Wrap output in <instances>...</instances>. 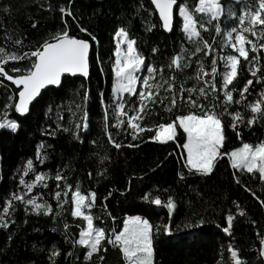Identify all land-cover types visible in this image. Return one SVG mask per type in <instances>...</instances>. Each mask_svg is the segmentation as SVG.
<instances>
[{"label": "trees", "instance_id": "1", "mask_svg": "<svg viewBox=\"0 0 264 264\" xmlns=\"http://www.w3.org/2000/svg\"><path fill=\"white\" fill-rule=\"evenodd\" d=\"M244 2L254 4L255 0ZM186 3L193 10L197 0H186ZM220 3L226 10L231 7L237 12L243 7L236 0H220ZM49 4L52 5V10L48 9ZM68 5L69 0H0V47L9 53L19 54L32 50L30 46L42 43L65 27L59 8ZM71 8L76 20L67 17L69 34L86 39L92 45L88 80L65 77L62 87L44 90L38 102L33 103L30 114L20 118L14 109L5 108V93L7 91L10 95L12 91L10 82L5 81L9 85L7 90L0 85V120L13 119L20 122V128L15 133L0 129V215H3L4 202L9 194L19 190L18 178L27 159L32 158L39 171L53 177L46 181L48 187L37 185L31 193L39 197V202L48 201L51 204V215L25 213L23 205L14 202L17 204L15 213L5 216V219L14 220L15 223L10 222L8 228H0V264H101L97 256L91 262L84 260L85 249L73 243L78 240L85 222L71 215L70 201L63 205V209L57 205L54 193L58 189L54 177L58 170L66 178V182L73 185V190L79 185L82 192L97 193L96 206L91 210L94 224L104 227L109 233L113 227L122 229L123 221L130 215H141L158 226L169 223L173 228V235L162 233L156 239V264H230V242L238 249L244 264H261L264 257L259 252L261 244L257 233L264 234V207L244 187L251 188L257 196L264 199V183L260 181L258 174L253 176L246 172L237 173L241 179V183L237 184L233 177L235 170L225 158L218 162L210 176H186L184 180H180L178 173L186 172V169H183L181 157L177 155L181 150L173 152L175 145L172 142L161 144L150 141L147 137L152 133H145L143 140H133L127 124L120 129L114 126L111 110L108 131L116 142L123 145L121 149L114 147L103 128L100 94L103 93L106 103L111 107L114 100L112 88L115 76L112 64L117 42L115 33L119 27H125L130 38L137 41L139 50L147 58L146 63H155L157 68L164 66L165 80L175 76L177 95L181 85L185 89L205 86L203 79H197L196 71L197 62L202 61L205 69L210 72L212 57L206 54L207 49L193 55L198 38H187L182 32L180 19L175 20L173 31L166 33L160 27L159 17L149 0H73ZM195 15L200 20L203 14ZM204 19L206 20V16ZM220 22L223 30L221 34L216 33L215 22L206 25L207 30L197 25L202 39L213 45L214 56L227 55L232 51L230 46H224V33L239 23L238 19L230 17H222ZM153 24L156 25L155 28L151 27ZM81 27L87 31H81ZM246 35L258 46L264 43V37L257 39L251 34ZM92 36L96 39L93 40ZM16 40H23V46L15 44ZM153 47L159 49L155 55L151 51ZM200 47H204L202 41ZM247 47L250 49L251 45ZM177 54L184 57L182 64L190 61V65L181 69L173 66L170 69L168 65ZM253 55L260 57L258 66L261 72L257 74L259 77L264 74V49H260L258 53L250 51L249 59ZM17 63L10 62V65ZM217 63L219 86L224 63L218 56ZM144 74L146 70L140 73ZM250 78L248 64L241 58L239 75L229 86L230 89H237L234 93L236 99H239V90ZM155 79L161 84L164 83L159 74ZM253 83L256 93L264 87V84H256L255 79ZM85 92L88 95L87 101L83 99ZM168 95L162 88L161 96ZM220 95L222 98V92ZM246 95L249 101L256 98L255 94ZM124 96L127 101L126 110L130 106L139 105L138 96ZM167 103L165 100L164 104ZM49 106L53 107V111L45 115ZM233 107L239 108L246 118L250 115V110L243 105ZM189 110L186 103L183 106L178 103L177 108L170 113L158 103L151 107L143 124L153 126L170 122L174 115L186 114ZM84 111L88 113L89 127L81 130L82 142L76 140L71 131L64 132L56 128L57 123H61L72 129L74 122L81 119ZM58 116L63 119L58 121ZM229 119L226 116L225 122ZM49 124L56 130L54 136L45 134ZM239 131L240 137L231 127L226 128L225 148L228 151L242 146V142L256 144L264 141V119H259L251 128L241 125ZM179 139L183 142L185 136L181 135ZM128 144H138L139 147H128ZM41 145L44 146L42 151L47 155L43 164L35 160L37 148ZM170 152L173 153L171 156ZM105 156L108 158L102 159ZM161 162L163 164L157 167ZM88 172L93 173L92 177L87 175ZM31 178V173L25 177ZM164 189L168 191L165 192ZM109 192L111 196L108 195ZM145 193H151L153 197L160 195L165 201L170 195L174 198L176 208L170 214L166 207L151 205L141 199ZM233 201L240 205L245 215L239 214ZM109 212L111 216L108 215ZM229 212L234 215L231 236L224 233L222 227H217L218 224L226 225L225 217ZM112 216L116 217L115 221ZM201 216L206 220L202 227H183L185 223ZM25 220L28 222L24 223ZM253 220L256 221L255 225ZM65 224L69 225L67 229ZM107 247L103 264H123L119 250L111 245ZM53 248L58 249L60 255L49 260Z\"/></svg>", "mask_w": 264, "mask_h": 264}, {"label": "snow or ice", "instance_id": "2", "mask_svg": "<svg viewBox=\"0 0 264 264\" xmlns=\"http://www.w3.org/2000/svg\"><path fill=\"white\" fill-rule=\"evenodd\" d=\"M238 4H242L239 12L234 11L231 7L225 9V6L220 3V0H197L193 10L187 6L186 0H151L154 5V11L158 12L160 27L165 31L171 32L175 26V20L182 21V32L189 40L198 38L197 47L193 52H202L207 49L206 54L211 56L210 72L205 69L202 61H198L196 77L198 80L203 79L205 86L198 89L193 87L185 89L180 86L179 95H177L175 76L165 80L163 76L164 66L159 68L155 63H146V57L139 50L137 41L130 38L129 32L125 27L121 26L115 33L117 38L114 49V63L112 71L114 72L115 82L112 91L115 98L112 101L111 107L106 103L103 93L100 94V102L103 109V128L107 133L108 140L116 149H121L123 145L116 142L112 138L111 132L108 131L111 116L115 120L114 126L117 129L124 127L131 129L133 140H143L145 133H152L147 137L148 140L168 144L172 142L175 145L173 152L177 149V155L181 157V164L185 171L178 173L180 180H184L186 176H210L214 173L218 162L227 158L230 162V167L234 169L233 177L237 184L241 183L240 176L237 173H248L258 177L264 183V141L256 144L242 142V146L236 147L231 151L225 148L227 137L225 130L231 127L240 137L239 127L244 125L251 128L259 119H264V87L256 93L253 79L256 84H264V74L257 77L261 72L259 65L260 57L253 55L249 59L250 51L258 53L260 49H264V43L259 46L246 34H251L257 39L264 37V0H255V3H245L244 0H236ZM73 0H69L68 6H62L59 11L62 16V21L65 25L59 32L51 35L48 39L36 46H30L32 50L19 54L17 52L9 53L5 48L0 47V85L5 89L9 87L5 81L10 82L12 86L11 94L7 95L6 109H14L15 113L20 116H27L31 112V107L34 102H38V98L42 96V90H47L50 87L60 88L63 86L66 74L76 76L77 74L83 77L89 75V49L90 45L87 40L78 39L69 34V21L67 17L76 20L72 11L71 4ZM48 9L52 10V5H48ZM8 9H5L7 11ZM196 13L203 14L200 20H197ZM206 16V20L204 19ZM235 18L239 23L233 26L230 30L224 33V46H230L231 52L227 55L217 54L219 60L224 63V70L220 73L221 83L217 84L218 63L217 56L212 55L213 45L207 40H203L199 28L207 30L206 25H212L215 22V31L217 34L222 33L221 19ZM36 27L35 24L32 25ZM155 28L156 25H151ZM81 31L87 29L81 27ZM89 35H92L89 33ZM95 40L96 37L92 36ZM204 47H200V43ZM17 45L23 46V40H16ZM126 45V48L122 47ZM247 45H251L249 49ZM155 55L159 49L153 47L151 49ZM241 58L248 64V71L251 74L250 79H247L244 87L239 90V99L234 97L237 91L235 87L229 88L233 81L239 75L241 70ZM184 57L177 54L171 59L168 67L173 66L177 69L188 67V64H182ZM10 62H18L11 64ZM146 74L139 75V73ZM160 75L163 84L156 81L155 77ZM139 85V90H138ZM165 85L167 87L165 88ZM169 93L167 97L161 96V89ZM251 89V90H250ZM185 92L187 97L185 98ZM222 92V98L220 93ZM127 93L130 96H138L139 105L130 106L126 110V99L123 94ZM255 94L256 98L249 101L246 95ZM83 99L87 101L88 95L85 92ZM167 100L168 103L164 104ZM163 105L170 113L177 108L178 103L183 106L185 103L189 106V111L186 114L182 113L174 115L171 121L157 123L153 126L143 124L145 116L156 104ZM234 105H243L250 110V115L246 118L239 110L234 108ZM80 107L79 105L77 106ZM53 107L49 106L47 113L52 112ZM131 113V114H130ZM230 119L225 122V117ZM126 118V119H125ZM58 121L63 117L58 116ZM88 113L84 111L83 116L79 121L74 122L72 129L64 127L61 123H57L56 128L64 132L71 131L74 138L81 141V130H87ZM20 128L18 120L8 119L0 121V129L11 130L15 133ZM127 130V129H125ZM182 130V131H181ZM49 136H54L56 130L52 125H48V130L45 133ZM183 135L185 139L180 141L179 137ZM128 147H139L138 144H128ZM43 145L37 148L35 160L43 164L47 159V155L42 151ZM173 153H169L171 156ZM105 156L102 159H107ZM163 164L161 162L160 167ZM155 171V169H152ZM32 174L31 179H25ZM99 174V173H98ZM89 177L93 173L88 172ZM48 173L39 171L32 158L27 159L26 164L22 169V173L18 178V191H14L6 198L3 206V215H0V228H8L9 223H15L14 220L9 221L5 216H10L15 213L19 202L23 205L25 213L31 212L39 215H51L53 208L48 201L39 202L37 195H31L37 185L48 187L46 181L52 179ZM56 188L54 198L57 205L63 209V205L72 204L71 215L80 218L86 222V227L81 228L78 240H74V244H79L85 249L84 260L91 262L94 256H97L103 264L108 251L107 245H111L118 249L121 253L123 264H156L155 261V243L159 234L173 235V228L169 223L162 226L154 225L148 218L141 215H130L123 221L122 229L118 230L113 227L109 233L104 227H98L94 224V217L91 210L96 206L97 193L95 191L82 192L79 185L73 190V185L66 182V178L58 170L55 177ZM247 192H250L259 204L264 207V199L257 196L256 192L251 188L244 186ZM131 190L130 188L128 189ZM165 192L168 189H164ZM69 193L71 196L69 197ZM111 196V192L108 194ZM107 199V197H105ZM142 200L155 206L166 207L171 214L176 208V203L172 196H168L166 201L160 195L152 196L151 193H145ZM233 204L239 210L241 216L245 212L240 205L233 201ZM30 206V207H29ZM59 215V213H57ZM111 216V213H108ZM226 225H217L222 227V231L229 236L232 235V227L234 215L229 212L226 217ZM115 221L116 217L112 216ZM28 221L25 220L24 223ZM206 223L203 216L194 221L187 222L183 225L186 229H194L202 227ZM255 225L256 221H252ZM65 229L69 225L65 224ZM179 230V226H177ZM260 236L261 250L260 255L264 256V234L258 232ZM11 236H9V240ZM230 253V264H244L236 249L230 242L228 245ZM71 253H69L70 255ZM60 255L58 249L53 248L49 260H53ZM264 264V261H261Z\"/></svg>", "mask_w": 264, "mask_h": 264}, {"label": "water", "instance_id": "3", "mask_svg": "<svg viewBox=\"0 0 264 264\" xmlns=\"http://www.w3.org/2000/svg\"><path fill=\"white\" fill-rule=\"evenodd\" d=\"M150 1V3H151V0H149ZM153 6V8H154V5H152ZM157 13V15H158V12H156ZM159 17V16H158ZM161 22V21H160ZM164 30V29H163ZM165 31V30H164ZM166 33H170V32H167V31H165ZM78 39H82V38H78ZM84 40H86V39H84ZM88 41V40H87ZM89 42V41H88ZM89 45H90V49H89V61H90V57H91V54H92V45H91V43L89 42ZM89 73H90V63H89ZM65 76H71V77H80V78H83V79H85V80H88V78H89V75H88V77H83L82 75H80V74H77L76 76H72V75H70V74H66ZM50 88H55V87H50ZM44 90H42V92H43ZM18 116H19V118L20 117H22V116H20L19 114H17ZM24 117V116H23Z\"/></svg>", "mask_w": 264, "mask_h": 264}, {"label": "rangeland", "instance_id": "4", "mask_svg": "<svg viewBox=\"0 0 264 264\" xmlns=\"http://www.w3.org/2000/svg\"><path fill=\"white\" fill-rule=\"evenodd\" d=\"M182 28V27H181ZM122 47H124V48H126V45H122ZM139 75H140V73H139ZM115 82V81H114ZM114 84V83H113ZM125 94H127V93H125ZM125 94H123V95H125ZM125 97V96H124ZM114 98H115V94H114ZM126 119V118H125ZM4 120H7V119H2V120H0V121H4ZM85 222V221H84ZM85 227H86V222H85ZM262 247V246H261ZM261 247H260V249H259V252H260V250H261ZM258 251V250H257ZM264 257V256H263Z\"/></svg>", "mask_w": 264, "mask_h": 264}, {"label": "bare ground", "instance_id": "5", "mask_svg": "<svg viewBox=\"0 0 264 264\" xmlns=\"http://www.w3.org/2000/svg\"><path fill=\"white\" fill-rule=\"evenodd\" d=\"M65 77H70V76H65Z\"/></svg>", "mask_w": 264, "mask_h": 264}]
</instances>
